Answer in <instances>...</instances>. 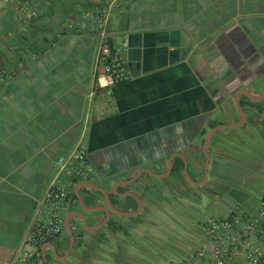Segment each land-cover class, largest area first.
<instances>
[{"label":"crops","instance_id":"obj_1","mask_svg":"<svg viewBox=\"0 0 264 264\" xmlns=\"http://www.w3.org/2000/svg\"><path fill=\"white\" fill-rule=\"evenodd\" d=\"M112 1L36 0L32 21L0 1V264H13L81 139L97 177L61 178L73 203L44 264H121L146 213L215 197L219 182L242 191L259 174L238 176L253 145L263 152L264 0H117L108 40H128L129 79L99 89L86 16Z\"/></svg>","mask_w":264,"mask_h":264},{"label":"built area","instance_id":"obj_2","mask_svg":"<svg viewBox=\"0 0 264 264\" xmlns=\"http://www.w3.org/2000/svg\"><path fill=\"white\" fill-rule=\"evenodd\" d=\"M20 11L28 21L39 17L36 0H0ZM91 3L93 0H83ZM117 0L102 7L96 14H87L89 31L99 38L96 62L102 67L96 88L107 89L129 79L122 55L129 49L128 40L114 47L108 40V27ZM73 25L69 26L73 29ZM0 71V79H8ZM58 173L40 199L37 216L30 225L21 249L13 264H44L40 249L49 241L60 240L64 230L63 212L73 203L72 192L61 178L68 182L92 181L97 174L89 160L83 140H79L66 156L58 160ZM202 241L196 248L169 264H264V195L254 209L233 210L205 221Z\"/></svg>","mask_w":264,"mask_h":264},{"label":"rangeland","instance_id":"obj_3","mask_svg":"<svg viewBox=\"0 0 264 264\" xmlns=\"http://www.w3.org/2000/svg\"><path fill=\"white\" fill-rule=\"evenodd\" d=\"M262 144L258 146L263 149V152L253 145L250 148L252 151L249 152L255 153L257 157L243 161L246 166L242 168L243 173L238 174L239 177H243L245 173L254 169L260 171L258 175L246 182L242 191L232 189L234 184L217 182L218 190L214 192L215 197H203L201 202L198 200L192 202L191 198L185 197L183 202L177 201L173 207L167 205L156 214L146 213V217L151 218V224L145 225V231H142V228L141 231L133 230L134 233L126 238L128 244L121 246L123 250L121 252L126 259L121 264H169L198 247L202 241V223L220 215H227L231 209H236L234 199H242L245 195H249L252 204L254 200H259L264 195V164L261 165V160L264 159V142ZM206 187L209 186L199 187L195 191L198 193L206 190ZM196 193L190 192L188 195L198 199ZM252 208L254 207H249V209Z\"/></svg>","mask_w":264,"mask_h":264},{"label":"trees","instance_id":"obj_4","mask_svg":"<svg viewBox=\"0 0 264 264\" xmlns=\"http://www.w3.org/2000/svg\"><path fill=\"white\" fill-rule=\"evenodd\" d=\"M244 201H245V198H242V199H240V200L237 202V204L235 205V207H236L237 210H242V209L246 208V205L244 204ZM236 209H235V210H236ZM232 211H233V210H232Z\"/></svg>","mask_w":264,"mask_h":264}]
</instances>
